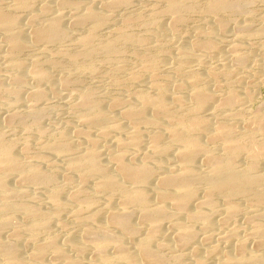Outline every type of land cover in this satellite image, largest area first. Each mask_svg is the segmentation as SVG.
<instances>
[{"label":"bare ground","instance_id":"obj_1","mask_svg":"<svg viewBox=\"0 0 264 264\" xmlns=\"http://www.w3.org/2000/svg\"><path fill=\"white\" fill-rule=\"evenodd\" d=\"M58 1L60 2V4L64 6L70 5L74 9L77 8V6H79V4L77 5V2L76 4L74 3V0H58ZM122 1L123 0H113L111 3L113 5H117L122 3ZM127 1L130 0H126V2ZM227 1L229 0H211L210 2H208L209 3L208 9L206 11L215 16L218 11H221L229 6L230 3H228ZM11 2H13L12 6L24 7L26 5V0H12ZM183 3L184 2L182 0H165V6L163 7L162 11L164 13L174 15V18L176 20H180L182 18L180 16L181 13L179 12H181L180 8ZM234 3L235 6H237L235 0L234 2L232 1V4ZM90 6L89 7L84 6L85 8L82 11H79L78 15L76 14L77 16L75 17L76 19L74 20V23L75 21L79 23L85 21H89V22L93 21L95 23V26H98L99 28V26L102 25L108 19L107 16L108 14L107 15L102 14L101 11L99 12L98 9L95 10V8H92ZM231 6L233 7L234 5ZM183 7L184 5L182 6L181 9H183ZM1 9L2 8H0V33L4 34L5 36L4 40L6 42V45H8V50L6 49V51L8 52V56H6L7 54H5L4 57L7 60L9 59L10 63L8 64H11L13 67L19 70L25 68L24 70L26 73L25 75H23L20 72L21 75L15 76L13 80L15 82L20 83L23 81V78L25 79L24 76L28 74L29 76L34 77L37 82L48 83L50 77L41 70L42 63H40V61H37L39 58H37V60L32 61L31 59L32 56L30 55L31 58L30 57L28 58H30L31 60L28 61L29 63L26 62L27 64H24L25 62L19 61V59H17L14 56V54L15 52H18V50L23 51L24 49L29 48V46L32 43L37 42L38 44V42L40 41L41 42L45 41V45H46V42L52 43L53 41L56 40L58 41L59 38L65 36L66 33L64 32L65 29H63L61 26V21H59L57 17H53V18L49 17L50 19L48 18L49 23L47 26L40 28L39 27L40 25L36 26L34 23L36 27L33 28L31 27L32 28L31 31L30 32L26 31L27 32L26 33L23 30V28L21 29L17 25L16 17H14L10 11L8 10L4 11ZM40 11L42 12V14H47V8L45 6H43ZM34 15L35 14H33V16ZM37 16H40L39 13ZM129 17L130 15L126 18ZM131 18L133 19V17ZM41 20H39V22H41ZM129 21L130 19H128L125 22L128 23ZM217 21H218L217 25L219 28L224 27L222 21L220 20ZM198 32L200 37L198 39L196 38L197 40L194 43L195 46L196 45L197 47L200 46L199 48L202 47L203 49H207L209 51L210 50L216 51L218 49L215 39H213L210 35H208L209 31H207L206 33L200 31ZM128 33L126 34L121 33L120 36L118 37L116 36L115 38H111V39L109 38V40L105 42L102 41V43L99 42L98 44H96L94 32L89 31L83 36L77 37L76 42L74 41L75 43H78L77 45L81 46V49L75 53L72 51V53L70 52L71 54L66 50L69 53L67 54V56L72 62L74 61L75 63H77L76 61L78 59L81 58L80 60H83L90 58L96 52L97 53L106 52L111 54L113 52L117 53L116 51L119 50L117 48L118 45L117 43L120 40L124 42L135 41L131 37L132 35L130 36L128 35ZM254 33L262 34L264 33V29L261 26V28L255 29ZM152 35L153 34H150L149 37H152ZM148 38H147V42H148ZM142 41L144 42V39ZM235 48L236 47L233 46L230 49V51H232V53L234 52V54L238 53L237 50L235 51ZM63 51L64 50H62V52ZM178 51L180 53L178 54L181 57L178 58L177 60L179 66L178 74L184 75V73L185 74L190 73L189 75L191 77L189 82L191 86L190 88L191 91L189 93H191V98H193L194 102L192 105L189 104L190 107L188 108L186 107L185 105L186 103L181 96L180 97L176 96V98L174 99L175 101L174 107H171L169 105L170 103L165 100L167 98L164 97V93L167 92H164L165 89L163 84H156L153 87V89L157 90L156 94L154 93L149 94L148 91L146 92L139 89L132 95V100L127 101V99L125 98L126 99L125 107L124 110H122L123 111L122 114L125 117V123H123L122 126L115 121H112V124L110 123L109 126H106V123L108 121L111 122V120H114L113 118L112 119L110 118V114L101 110L100 107L102 106L90 99L91 97L90 93L84 92L81 93V95L78 94L80 95L79 97L80 99H78L79 102L77 101L76 103L77 105L71 104V107L75 105V108L77 107L76 110H79L78 112L79 114L77 115H79L78 117L82 123L81 128L77 127L73 130L75 132L73 134L77 136V139L75 141H71L69 140L70 138H68V136L66 137L65 135L61 134L58 137H56L55 140H53L52 139L53 134H48L49 136L51 135L52 137L51 139L53 141L42 145V148L43 150H45V152L46 151L53 153L56 152L58 153V155L60 154L62 157H66V160L64 158L65 160L64 167L72 174H74L79 181L78 182L79 185L77 184L78 187L76 186L75 189L73 188V191L69 192L70 194L66 193L65 189L73 183L72 181L73 179H69L65 176L63 182L61 181L59 184H55L57 182L56 181L57 174L55 172L51 170H45V171L41 170L42 167H40L41 168L40 169L39 166L33 164V162L24 161L21 158L22 155L20 154L23 152L30 153L31 151L29 150L30 152H26L27 150L25 147V149L20 150V152L22 151L21 153H17V151L14 150V149L18 150L17 148H14L16 144L14 146L13 145L14 143L12 144L11 141L6 142L7 139H4L5 140L4 141L2 139V136H4L5 134H3L4 132L3 133L0 132V264H45L44 261L46 260V258H48V257L45 258V256L47 255L46 253L47 250H48L47 252L50 251L49 253L51 254V257L61 260L63 264H88V262H83V260H81L80 257L82 254L84 255L85 250H87L88 252L89 251L88 249L94 251V256H95L94 263L96 264H264V259L262 258L261 254L259 252H254L250 250L248 251L245 248V245L241 241L237 245L233 246L235 249L231 248V246H229L228 244L224 245L222 248H219L215 244L213 245L211 244L208 245L207 247H203L204 248L203 250L202 249L200 250L198 249L199 247L197 248L196 244H194V241L197 242L196 240L197 234L195 235L193 226L194 227L196 226L197 228L203 230L204 229L206 230V228H208L209 216L213 214L212 211L215 209V206L218 207V205L212 203V200H214L215 196L222 199L225 208L227 210V214L225 213L226 217L227 215L228 217L232 216L238 211L235 202H233V200H235L233 199V197L236 196H243V197L248 196L247 198L252 202H254V205L256 203L260 205V207L262 206L263 211L261 212V214L263 213L264 215V174H261L262 172L259 173L260 171L259 169L256 168V165L254 163L256 161H252L253 163H249L247 169L242 170L237 165L238 163L236 162L235 159L236 157L234 158V156L237 155L235 153L240 152L242 150L245 151V153H247L249 158H253L256 160L257 159L264 160V120H260L259 116L256 114V117H253L254 118L253 127L251 126L252 128H250L245 134L238 131V128L236 129V127L234 126L236 124L231 126L230 123L228 124L225 123L224 121L223 122L214 121L215 122L214 126H212L210 123L212 129L210 130L209 133L207 132H206L207 134L205 133V137H206L205 139L207 140L209 139V141H213L212 139H214V141L215 139L216 140L221 139L220 142L221 143L220 145H222L221 151L225 152L224 155L225 158H219L215 153L216 151H214L215 149L212 150L210 147H208L207 143H204L207 142V140L203 142L202 141L203 137L200 138L196 135L190 134L191 130L196 129L202 131V129H204V127L209 124L206 118L200 115V113H202V111L200 112V110L201 108L204 107V104L207 101H209L210 99L213 100V98L217 99L218 97L213 95L212 92L211 93L207 92L208 91L207 88L206 91L202 87V84H204L203 83L204 77L202 75H200L198 72L194 73L186 69H183L185 68L183 64H185V61L188 59L187 56H189V51L185 47H181L180 49H178ZM185 57L187 58L186 60ZM240 57H241L240 55L239 58L237 56L238 59H240ZM54 58H53L54 61L49 60L50 61L49 63L51 64L50 66H54L56 64L55 62H57V59L55 61ZM144 58H145V54H144ZM155 59L156 58H154V60ZM238 59H236V61L240 63V60L242 59L240 60ZM183 60L185 61L183 62ZM198 60L199 59H197V61ZM143 62H141V64H143ZM145 62L148 63V61ZM43 65H47V64H43ZM206 70L208 71V74H210L209 77L210 80L213 83L217 84L219 81V80L217 81L218 79L217 75L219 73V65L208 67L206 68ZM157 71L155 70V74H157ZM59 80H60L59 83L61 85L68 86V78L66 77L65 74ZM70 80L74 81L73 79H69V82ZM130 80L137 81L139 80V78L137 74H134L131 75ZM4 85L7 86L3 78L2 79L0 78V90L4 89L5 87ZM69 85H71V83ZM36 89L37 88H35L33 92L29 91L30 94H28L29 95L28 98L29 100L27 101L28 103L33 101L36 102V100L41 101L45 99V94H44L45 92L41 91L40 88L39 90ZM9 94H10L9 95L10 101L8 100L9 102L8 101L7 102L10 104L11 108L21 102L19 101L15 90L11 89ZM239 97H240L239 93L237 94L235 90L228 88L224 96H222V98H219L220 101L219 103L220 105L222 104V106H227L229 108L233 107L234 109V107H237L235 105L237 104L240 105ZM34 102L31 104H35ZM121 102L119 101L120 104ZM116 103H118V101L114 100L113 104ZM119 103L117 105H119ZM174 108H176V111L179 110L182 111V113L184 111L185 113L187 111L191 112L192 116L190 119L187 120L188 122H184L182 118L181 119L176 118L177 121H175L176 119L172 121V115H173L172 111L174 110ZM45 109H40V110L36 109L33 112H29L28 111L29 109H27L28 113L29 114L31 113L30 117L27 118L28 120L29 118H31V124L35 125L36 128L37 125L39 126L42 125V124L40 125L41 122L40 120L44 117L43 115L44 111L42 110ZM16 112L18 113L17 110L15 111V114ZM25 114L27 116V113H24L23 115ZM17 116L19 117V115ZM27 118L26 120L24 119L19 121L22 122L25 125V127H27V124H25ZM7 122L10 123L11 121H7ZM92 125H97V127L99 126L97 132L100 138H104L106 135H108L109 134L108 132L110 130L112 132H115L114 138L112 139V146L115 147V149L113 150L111 149L112 151L106 152L107 150H110L111 147L108 146L109 148L108 149L107 145L106 147L103 146L104 147L103 150L107 153L106 156L108 159L107 161L112 165L109 166L112 167L111 169L108 167V165H110L109 163L108 165H105L102 163V161H100V159L102 160V158L100 159L98 158L99 155L100 157L101 156L103 157L104 154H102V152H100V150L98 151V148H96L97 147L96 144L99 142L97 141V138L95 139L92 136V134L88 129ZM25 127L23 126V128ZM0 129L3 130L2 128ZM42 130H44V128ZM44 131L43 133H41L40 131L38 132L41 133L42 134L41 136L44 137L45 136L43 135L45 134ZM258 133H260L263 136L262 139H256L257 136L256 134ZM65 134L68 135V133ZM43 139L40 140L43 141ZM47 140H44V142ZM162 140H164L165 143L161 144ZM168 142L175 143L177 145V148L176 147L174 148L175 152L173 156L175 158V165L172 166L169 165L170 163L167 164L168 162L162 165V162H160L159 160L160 157H163L168 154V150H169V147L167 145ZM39 144H41V141L39 142ZM24 146L25 143L23 144V148ZM122 147H128L131 149L130 155L128 156L126 154L128 157L122 155L121 152L122 149L120 151V148ZM42 148L39 149L42 150ZM39 149L38 151H40ZM36 153H38L37 155L35 154L36 163L37 161H39L38 163L43 162V158L41 156L42 154H40V152L37 151ZM24 155L25 157L28 156V154L27 155L24 154ZM198 155L203 156L204 161L207 163L208 170L207 171L205 170L206 172L202 171L203 169L201 170L195 166V161L197 159L196 157ZM31 156L32 154L30 155V157ZM220 157H222V155ZM262 160H260L259 162H261ZM43 165L44 164L40 166ZM14 176H17L15 177V180H13ZM16 179H18V181L21 184H27L28 186L30 185L35 188L40 186L44 187L55 184L56 185L55 188L51 191L49 190V192L47 193L48 195L46 196V198H44L46 199V203L44 204L47 205V209L46 208L45 210L42 209L45 207V205L41 208L39 206L40 205L39 203L37 202H36L37 204L34 203L35 201L32 203L19 202L16 204L12 203L11 199H10L11 201H9L10 196H16V195L17 198L18 195H20L19 198L20 200L21 194L23 193L22 191H24L25 188L23 187V185L21 186L23 187V190L21 188L22 191H20V189H15L16 187L13 188V186L17 185L15 184V182L13 183V181H16ZM18 181H16V183ZM123 181L126 182L127 184L126 185L122 184ZM88 183H90V187H88L87 185ZM198 184L203 185L202 186L203 196L202 199L198 201V204L194 205L193 203L194 199L195 198L198 199L197 197L198 195L195 196L197 193L194 191V189ZM50 189H52V187ZM101 192L107 195V203L105 199L106 205L105 207L103 206L104 208L101 211L102 213L98 211L94 212L92 209L90 210L92 212L88 213L90 207L92 206L94 207L95 205V199L97 197L94 198V195L99 193L101 194ZM115 192H118L120 194V201L118 204L119 205L118 208L111 206V204L109 203L110 196ZM199 194L201 195V192ZM17 198L15 197L16 200H18ZM44 199L42 201H44ZM32 200L30 199V201ZM155 201L159 203L155 204ZM69 205H73V207L79 209L80 208L83 209L82 207L89 208L87 209V211H85L84 209V211L87 212L88 214L82 216L81 220L83 221L84 229L82 230L80 235H77L79 234L77 233L75 234L76 236L74 237H71V235L67 238L65 237L63 240L65 245L64 247H61L62 244L60 242L59 243L61 245H59L55 241L54 236H50L49 238H46L45 242L40 241L41 243L36 244L35 247L32 245L34 248L33 249L31 248L32 250L29 249L31 251L30 252L28 251L29 253L27 252V254H25L24 252L17 251L16 241L19 237L20 239L23 238L22 236L24 235V232H22L23 235H21L22 233H19L20 231L23 230L20 229V231L18 232L19 225L17 224V221H14L17 217L15 219H13L14 217L13 218L10 217L9 212L11 210L15 211V213L17 212V214L21 216L22 218L21 221L24 220L26 222V224L25 222L23 223L25 224V227H23L24 231L27 233L33 232L32 235H34V233L37 232L40 233L39 231L41 230L43 231L49 230L48 227L50 226V223H55L53 225L58 224L56 222H59L60 215L63 213V212L61 213V211L64 210ZM167 205L170 206L169 208L173 207L177 211L179 215V218L177 219L179 220L173 221V223L170 222L172 223V227L169 226L171 228V231L168 232L170 233L169 235L160 236V234L162 233V231H160L161 233L159 232V229H161L160 225H163L162 220L164 218L165 221V218L168 216L169 213V212L167 213L166 211V209L168 210V208H166ZM69 208L72 207L69 206ZM133 208L141 209V213L139 216L135 212V214L139 217L138 222L141 223L140 225H138L139 224L138 222L136 225L133 223L134 221H131V218L134 214L131 215L132 212L130 213L131 210L129 211V209H133ZM15 213H11V216L12 214ZM77 213L78 212L74 213L75 214L74 216H78L80 214ZM171 217H173V215ZM171 217L170 218L167 217V218L171 219ZM255 221L256 220H254V222ZM254 222H253V218L249 217L250 228L255 230L254 233L258 232L259 234V240L257 238L258 240L257 246L261 248L264 247V230H260L259 228L260 224L258 225V222H256L257 224ZM3 229H7L8 230L7 232L10 231V233L9 234L6 233V235H4L3 232L5 230L2 232ZM233 230H231L232 235L234 234ZM207 232L210 233V231L208 230ZM158 233L160 234L157 236ZM258 234L256 233V236ZM140 235L142 238L140 237ZM35 236L36 235L32 237H34L35 239ZM203 236H204L203 238H205V235ZM24 239L27 238L24 237ZM24 239H21L22 242ZM36 242L39 243V240L35 241V243ZM25 243L27 244V242ZM187 245H188V249L186 248L185 250L187 252L179 251L180 252L179 254H177L178 252L177 253L175 252L176 254L172 255L174 256L173 257V259L175 260L174 263L172 262L170 263L169 260L165 258L164 253L170 254L171 252L175 251L174 250L175 247H181L182 249V247H185ZM109 249L111 251H109ZM69 251L73 252V254L75 253L74 257L72 255L71 257L69 253L67 255V252ZM89 263L93 264L90 261Z\"/></svg>","mask_w":264,"mask_h":264},{"label":"rangeland","instance_id":"obj_2","mask_svg":"<svg viewBox=\"0 0 264 264\" xmlns=\"http://www.w3.org/2000/svg\"><path fill=\"white\" fill-rule=\"evenodd\" d=\"M11 1L12 0H0V8H2L1 10H4V11H7V10L10 11L11 14L14 17H16L17 25L21 29L23 28V30L25 32L26 31L30 32L33 27H36L39 25H40L39 26L40 28H43V27L48 25L49 19L51 17L52 18L57 17V19H59V21H61V26L63 29H65L64 32H66V33H65V36L59 38L58 41L56 40V41H53L52 43L46 42V45H45V41H42L43 43L40 41V42H38V44L40 46L37 44V42L32 43L29 46V48H26L23 51L18 50V52H15V54H14V56L17 59H19V61H21V62L24 61L25 62L24 64L29 63L28 61H30L31 59L33 61V60H37V58H39L37 61H40V63H42L41 70L46 75H48L50 77L48 83L47 82L46 83L37 82L34 77L29 76L28 74L26 76H24L25 79L23 78V81H22L23 83L22 82H20V83L15 82L13 80L15 76H20L21 74L25 75L26 74L25 70H24L25 68H22L19 70V69L13 67L11 64H8V63H10L9 59L7 60L4 57L5 54H7L6 56H8V52L6 51V49L8 50V45H6V42L4 40V37H5L4 34L0 33V78L1 79L3 78V80L5 81V84H7V86H5V85L4 86L8 87L10 89L9 90L8 88L4 87V89L0 90V128H2L4 130L3 131L0 129V132L1 133L4 132L3 134H5L4 136H2V139L3 140L7 139L6 142L11 141L12 144L14 143L13 144L14 146L16 144V146L14 148H17L18 150H16V149H14V150L17 151V153H21L22 151L20 152V150L25 149V147L27 150V151L25 150L26 152L31 151L30 152L32 154L31 157H30V155H31L30 153L23 152L20 154V155H22L21 158L24 161L33 162V164H36L37 166H39V168L42 167V169L40 168L41 170H44V171L45 170H51V171L55 172L57 174V177H56L57 182L55 184H59L61 181L63 182L65 176L69 179H73L72 180L73 183L70 185L72 188L69 186L70 187V190H69V187H67L65 189L66 193H69L70 191L72 192L73 188L75 189L76 186L78 187V185H79L78 178L64 167L66 157H62L60 154H59L60 155V157H59L58 153H56V152H54V153L49 152V151L45 152V150H43V148H42V145L46 144L48 142L49 143L52 142L53 140H55L56 137H58L61 134L65 135L66 137L68 136V138H70L69 140H71V141H75L77 139V136L75 134H73V133H75L73 130L77 127L81 128L82 123L78 117L79 115H77V114H79L78 113L79 110H76L77 107L75 108V105H73L71 107V104L77 103L78 99H80L79 97H80L81 93L88 92V93H90V96H91L90 99L92 101H95L98 104H100L102 106V107H100V109L103 110L104 112H107L108 114H110V118L114 119V120H111V122L108 121L106 123V126H109L110 123L112 124V121H115L122 126L123 123H125V117L122 114V112H123L122 110H124L126 99H127V101L132 100V95L136 91H138L139 89L146 91V92L148 91L149 94H153V93L156 94L157 90L153 89L154 85L163 84L164 89H165L164 92H167V93H164V97L167 98L165 100L170 103L169 105L171 107H174V104H175L174 99L176 98V96H178V97L181 96L186 103L185 104L186 107L187 108L190 107V105H192L194 102L193 98H191V93H189L191 91V89H190L191 86L189 84L190 79H191V77L189 75L190 73L189 74L187 73L188 75L185 73H184V75L178 74V67L179 66H178L177 60H178V58H181L179 55L180 53H179L178 49H180L181 47H185L189 51V56H187L188 59L185 57V60L186 59L187 60L186 61L183 60V62L185 61V64H183V66L185 68H183V69H186V70L194 72V73L198 72L200 75H202L204 77V82H203L204 84H202V87L205 90L207 88V90H208V91L206 90L207 92H209V93L212 92L213 95L218 97L217 99L213 98V100L210 99L209 101H207L204 104V107L201 108V110H200V112L202 111V113L199 112L200 115H202L204 118H206V120L208 121L209 124L207 126H205L204 129H202V131L196 130V129H195L196 131L191 130L190 134L196 135L200 138L203 137L202 141L204 142L205 140H207V139H205L206 138L205 133L210 132V130L212 129L211 125L214 126L215 122H223L224 121L225 123H228V124L230 123L231 126L236 124V125H234L236 127V129L238 128V131L245 134L250 128L253 127V125H254V122H253L254 118L253 117H256V114L259 116L260 120H264V72H263L264 71V65H263L264 64V33H262V34L254 33V30L257 28H261V26L264 29V0H239V1L235 0L236 3L238 1L237 6H235V3L232 4V1L234 2V0H231V1L229 0L227 2L230 3L231 5H234V6L232 7L229 4V6L226 7L225 9L218 11L215 16L206 11L208 9V4H209L208 2H210L211 0H182L184 2L182 4V6L184 5V7H183V9H181L182 6L180 8L181 12H179V13H181L180 16L182 18L180 20H176L174 18V15H170V14L164 13L162 11L163 7L165 6V0H130L127 2H126V0H123L122 3L117 4V5H113L111 3L113 0H94L95 2L93 0H74L75 4H76V2H77V5L79 4V6H77V8H75V9L73 7H71L70 5L64 6V5L60 4V2L58 0H26V5L24 7L12 6L13 2H11ZM88 5L89 6L91 5L90 7L95 8V10L98 9V11L99 12L101 11L102 14H105V15L108 14L107 15L108 19L106 20L107 22L105 21L102 25L99 26V28H98V26H95V23L93 21H91V22L85 21V22H80V23L75 21V23H77V24H75L74 20L76 19L75 17L79 14V11H82L85 7H89ZM43 6H45L47 8V14H42V12L40 11ZM38 13L40 16H37ZM33 14H35L37 17L35 15L33 16ZM53 15H55V16H53ZM129 15H130V17L126 18ZM131 17H133V19ZM41 18H42V20H41ZM125 19H127V20L130 19V21L128 23H126L125 21H127V20H125ZM39 20H41V22H39ZM217 20L222 21L224 27L219 28L217 25V22H218ZM45 21H46V24H45ZM34 23L36 26L34 25ZM42 24H44V25H42ZM30 25H33V26H30ZM170 25H173V26H170ZM95 30H96V32H95ZM89 31L94 32L96 44H98L99 42L102 43V41L105 42V41L109 40V38L111 39V38H115L116 36L118 37V36H120L121 33L126 34L128 32H130V33H128V35H130V36L132 35L131 37L135 41L124 42V41L120 40L121 42L119 41L117 43L119 45V46L117 45V48L119 49L116 51L117 53L113 52L111 54V53L105 52L106 53L105 54L104 52H98V53L96 52L92 57L87 58V59H83L84 61L80 60L81 59L80 58L76 61L77 63H75L74 61L72 62L68 58L67 54H69L70 52L72 53V51L74 53L78 52V50L81 49V46L77 45L78 43H75L76 38L79 36H83L84 34L88 33ZM198 31L204 32V33L209 31L208 35H210L213 39H215L218 49L216 51L215 50L209 51L207 49H203L202 47L199 48L200 46H198V47H197V45L195 46L194 43L200 37ZM150 34H153L152 35L153 38L149 37ZM154 35H155V37H154ZM64 37H66V38H64ZM147 38H148V42H147ZM143 39H144V42L142 41ZM233 46L236 47L235 51L237 50L238 53L234 54V52L232 53V51H230V49ZM43 47H45V48H43ZM161 49H162V51H161ZM60 50H61V52H60ZM62 50H64L65 52L64 51L62 52ZM50 54L53 58L55 56L57 57V58L56 57L54 58L55 61L57 59V62H55L56 64L54 66H50L51 64L49 62L51 60L54 61L53 58L50 56ZM54 54H57V55H54ZM62 54H64V55H62ZM144 54H145V58H144ZM30 55L32 56V58ZM48 55H49V57H48ZM146 55H148V56H146ZM239 55L241 56L240 59H242V60L238 59ZM114 56H116V57H114ZM237 56H238V58H237ZM28 57H30L31 59ZM45 58H47V59H45ZM154 58H156V59L154 60ZM197 59H199V60L197 61ZM236 59L240 60V63H238V61H236ZM145 61H148V63ZM141 62H143V64H141ZM149 63H151V64H149ZM43 64H47V65H43ZM141 65H142V67H141ZM143 65L144 66L148 65V66L144 67ZM217 65H219V73L217 75V78H218L217 81L218 80L219 81L217 84H215L210 80V78H209L210 74H208V71L206 70V68L212 67V66H217ZM86 67H87V69H86ZM88 68H89V70H88ZM152 68H154V69H152ZM155 70L156 71L158 70L157 74H155ZM71 71H72V74H71ZM206 71H207V73H206ZM228 71H229V74H228ZM20 72H21V74H20ZM67 72H68V75H67ZM133 72H134V74H137V76L139 78V80H137L138 82L130 80L131 75H134ZM149 72H150V74H149ZM64 74L68 78V86H63L59 83L60 82L59 79H61L64 76ZM32 78H34V79H32ZM69 79H73L74 81L70 80V82H69ZM26 81H27V83H26ZM70 83L72 86L69 85ZM76 83H77V85H76ZM74 85H76V86H74ZM178 86H180V87H178ZM35 88H37L38 90L40 88L41 91L45 92L44 93L45 99H43L41 101L36 100V102L33 101L35 104H31L33 102L28 103L27 102L29 100L28 94H30L29 91L33 92L35 90ZM228 88L235 90L237 92V94L239 93V96H240L239 97L240 105L239 104L235 105L237 107H234V109H233V107L229 108L227 106H222V104L220 105V103H219L220 102L219 98H222V96H224V94L227 92ZM11 89L16 91L19 101L23 102V103L20 102L19 104L13 106L12 108L10 107V104L8 103L10 101V96H9L10 94L9 93H10ZM72 91H73V93H72ZM78 94H80V95H78ZM23 97H24V99H23ZM113 99L118 101V103H119V101L120 102L122 101V102H121V104L119 103V105H117L118 103L113 104V102H114ZM73 102H75V103H73ZM5 105H7V106H5ZM30 106H32V107H30ZM105 106H106V108H105ZM73 107H74V109H73ZM9 108H11V109H9ZM33 108H35V109H33ZM39 108L40 109L46 108V109L42 110V111H44L43 112L44 117L42 116L43 118L40 120L41 121L40 125L41 124L42 125L41 126L37 125V128H36L35 125L31 124V118H29V120H28L27 117H30V115H31V113L29 114L28 111L33 112L36 109L40 110ZM27 109H29V110L27 111ZM11 110L12 111L17 110L19 114L17 112L15 114V111L12 112ZM22 113L23 114L27 113V116H26V114L23 115ZM9 114L10 115L12 114V115L10 116ZM172 114H173L172 115V121H174L176 118L177 119L182 118V120L184 122H188L187 120L190 119L192 116L191 112L187 111L185 113V111H184L182 113V111H180V110L176 111V108H174V110L172 111ZM17 115H19V117ZM184 117L186 118V120ZM26 118L28 121V122L26 121V123H25V124H27V127H25V125L22 122H19L20 120H24V119L26 120ZM177 119L175 121H177ZM7 121H11L12 123L11 122L9 123ZM210 123H211V125H210ZM22 125L25 128H23ZM43 128L45 131L42 130ZM88 129H89L90 133L92 134V136L95 139L97 138V141L99 142L96 144V146H97L96 148H98V151L100 150V152H102V154H104L103 155L104 159L102 156L100 157V155L98 156V158L99 159L102 158V160L100 159V161H102L103 164L108 165L109 162L107 161L108 159L106 157L107 156L106 152H109V151H112L113 149H115V147L112 146V139L114 138L115 132H112L110 130L108 132L109 136L106 135L105 136L106 138L105 137L100 138L98 136V132H97L99 129V126L97 127V125H92ZM38 131H40L41 133H43V131H44L45 134H43V135H45V136L44 137L41 136L42 134L39 133ZM193 131H195V132H193ZM65 133H68V135ZM48 134H53L52 135L53 138L51 137V135L49 136ZM256 135H257L256 139H262V137H263L260 133H258ZM42 137L45 139H43ZM47 137H49V138H47ZM40 139H43V141ZM44 140H47V141L44 142ZM212 140L213 141H209V139H208L207 142H204V143H207L208 147H210L212 150L215 149L214 151H216L215 153L219 158H225L224 157L225 152L221 151L222 150L221 149L222 145H220L221 139H217V140L215 139V141H214V139H212ZM25 141L28 143H26ZM40 141H41V144H39ZM162 141H161V144L165 143L164 140H162ZM24 143H25V146L23 148ZM174 144L175 143H170V142L167 143V145L169 147L168 154H170V155L167 154V155L159 158L160 162H162V165L167 163V162H168L167 164L170 163L169 165H171V166L175 165V158L173 156H174V152H175L174 148L175 147L177 148V145L176 144L174 145ZM106 145H107V148H108V146H110L111 148H110V150H107L105 152L103 150V148H104L103 146L106 147ZM27 146H29V147H27ZM39 148H42V150H40ZM38 149L40 151H38ZM121 149H122V151H121ZM36 151L40 152V154H42L41 156L43 158V162L38 163L39 161H37V163H36L35 154L36 155L38 154V153H36ZM120 151L122 152V155H125L126 157H128L131 153V149L128 147H122V148H120ZM244 153H245V151H242V150L240 152L235 153L237 155L234 156V158L236 157L235 159H236V162L238 163L237 165L239 166V168L242 170L247 169L249 163H253L252 161H256L254 163L256 165V168L259 169V171H260V172L259 171L258 172L259 173L262 172L261 174H264V160L257 159L258 160L257 161L256 159L249 158L247 153H245V154ZM24 154H26V155L28 154V156L25 157ZM221 155H222V157H220ZM64 158H65V160H64ZM196 158L197 159L195 161V166L201 170L203 169L202 171H205V170L207 171L208 170L207 163L204 161L203 156L198 155ZM260 160H262V161L259 162ZM42 164H44L43 165L44 167L40 166ZM109 166H112V165L110 164V165H108V167ZM109 168L111 169L112 167H109ZM15 177H17V176H14L13 180H15ZM18 179H16V181H18ZM58 180H59V182H58ZM16 181H13V183L15 182V184H17V185L13 184V185H15V186H13V188L16 187L15 189H20V191H22L23 187H25L24 191H22L24 193V196L22 193L20 200H19L20 195H18V198H17V195L16 196H10L9 201L12 200L11 202L15 203V204L19 203V202L32 203L35 201L34 203L35 204L39 203L40 204L39 206L41 208L45 205V207L42 209H44V210H45V208L47 209V205L44 204V203H46V199H44V198H46V196L48 195L47 193L49 192V190L51 191L55 188V186H56L55 184L44 186V187L40 186V187L35 188V187L30 186V185L28 186L27 184H21L19 181L16 183ZM74 181H75V183H74ZM18 184H19V186H18ZM122 184L126 185L127 183L123 181ZM22 185H23V187H21ZM87 185H88V187H90V183H88ZM198 185H200V184H198ZM198 185L194 189V191L197 193V194L195 193L196 194L195 196L198 195L197 196L198 199L200 197L201 198L199 200L197 198H195L197 200L194 199V201H193L194 205H197L198 201H200L202 199V196H203V187H202L203 185L202 184L200 186H198ZM50 186L52 187V189H50L51 188ZM21 188H22V190H21ZM44 188H45V190H44ZM200 192H201V195L199 194ZM117 193L118 192H115L110 196L109 203L111 204V206L118 208V206H119L118 204L120 201V194L119 193L117 194ZM15 197L18 200H16ZM26 197H27V199H26ZM236 197H233V199H235V200H233V202H235V204L238 208V211L229 217H228V215H227V217L225 215V213L227 214V210L225 208V205H224L222 199H220L219 197H216V196L214 197V200H212V203L218 205V207L215 206V209L212 211L213 214L211 213L212 215L209 216L208 228H206V230L205 229L203 230V229L197 228L196 226L195 227L193 226L194 231H195V235L197 234V237L195 236L197 242L194 241V244H196V247L197 248L199 247L198 249H200V250L201 249L203 250L204 249L203 247H207L208 245H211V244L212 245L215 244L219 248H222L224 245L228 244L229 246H231V248L235 249L233 246L237 245L241 241L245 245V248L248 251L250 250V251H254V252H259L261 254L262 258L264 259V247L260 248L257 246V241L259 240V234H258V232H256L258 234L256 236V233H254L255 230L251 229L250 224H249V217H251V218H253V222H254V220H256L254 223L258 222V225L260 224L259 225L260 230H264V215H263V213L261 214V212L263 211V208H262V206L260 207V205H258L256 203L254 205V202H252L251 200H249L247 198L248 196H244V197L243 196H236ZM23 198H25V199H23ZM94 198H96L95 199V205H94V207L93 206L90 207V209L82 207L83 209L80 208L81 209L80 210L79 208L73 207V205H69L72 208H74L75 209L74 210L72 208H69V206H67L69 209L66 207L64 209L65 212H64V210H62L61 213L63 212L62 213L63 215L62 214L61 215L63 217L60 215L59 222H56L58 224L60 223L59 224L60 226L58 224L53 225L55 223H50V226L48 227L49 230H44V231L41 230L42 232L39 231L40 233H38L37 231H36L37 233H34V235H36L35 239H34V237H32V236H34V235H32L33 232L27 233L24 231L23 227H25L26 222L24 220L21 221V219H22L21 216L19 214H17V212L15 213V211L11 210L9 212L10 214L9 213L8 214L10 215V217H12V218L14 217L13 219H15L16 217H17L16 219H18L20 216V218L18 220L15 219L14 221H17V224L19 225L18 232L20 231V229L23 231H20L19 233L24 232V235H23V233L21 234V235H23L22 236L23 238H21V239H24V237L27 238V239H24L22 242V240L20 239V237L18 235L19 238L16 241L17 251L18 252H24L25 254H27V252L28 251L30 252L36 246V244H40L43 241L45 242L46 238H49L50 236H54L55 241L59 245L62 244L61 247H64L65 245H64L63 240L65 237L67 238L70 235H71V237H74V236H76L75 234H77V233H79L77 235H80L82 230L84 229L83 221L81 220L82 216L92 212V211H90L91 209L94 212H97V211L101 212L103 210V208L105 207V205H106L105 199H106V203H107V195L106 194L101 192V194L100 193L95 194ZM30 199L31 200L35 199V200L30 201ZM43 199H44V201H42ZM116 201H118V202H116ZM42 202H43V204H42ZM158 203L159 202L155 201V204H158ZM169 207H170L169 205L166 206V208H168V210L166 209V211H167V213L169 212L167 217L170 218L173 215L174 218L171 217V219H169L166 217L165 221L163 218V220H162L163 225H160L161 229H159V232L162 231V233L161 232H160L161 234L158 233L157 236L159 234H160V236L161 235H165V236L169 235L170 233H168V232L171 231L170 227H172L173 221L179 220V219H177V218H179L177 211L173 207H171V208H169ZM95 208H96V210H95ZM84 209H85V211H87V209H89L88 210L89 212L88 213L85 212ZM71 210H72V212H71ZM73 210L80 213V214L78 216H74L75 215L74 213H76V212H74ZM81 211H82V213H81ZM129 211H130V213L132 212L131 215L134 214L133 216H135V217L132 216L133 219L131 218V221H134L133 223L137 225V222L139 221L138 216L141 213V209L133 208V209H129ZM135 212L138 216L135 214ZM11 213H15V214H12V216H11ZM169 215H171V216H169ZM79 216H81V217H79ZM136 216H137V219H136ZM170 220H172V221H170ZM24 222H25V224H23ZM81 222H82V224H81ZM170 222H172V223H170ZM138 223H139L138 225L141 224L140 222H138ZM233 226L235 227V229ZM162 228H163V230H162ZM78 230H79V232H78ZM207 230L210 231V233L207 232ZM231 230L234 231L233 235L231 233ZM7 231H8L7 229L2 230L4 235H6V233H8V234L10 233V231L9 232H7ZM25 234L26 235L28 234V235L26 236ZM37 234H39V235H37ZM203 235H205L206 239L203 238L204 237ZM37 236H38V238H37ZM142 236H144V235H142ZM140 237H141V235H140ZM257 238H258V240H257ZM28 239H29V241L31 239V241L29 242ZM38 240H39V243L38 242L35 243V241H38ZM24 241L27 242V244ZM186 248L188 249V245L185 247H182V249H181V247H175L174 248L175 251L171 252L170 254L164 253L165 258L168 259L170 263L171 262L174 263L175 260L173 259L174 256H172V255L176 254L177 252H178L177 254H179L180 252H187V251H185ZM29 249H31V250H29ZM183 249H184V251H183ZM88 250H89L88 252H87V250H85L84 255L82 254L80 256L81 260H83V262H88V264H91V263H89V261L92 262L93 264H96V263H94L95 262L94 251H92L91 249H88ZM47 251H46L47 255L45 256V258L46 257H48V258H46V260L44 261L45 264H48V263L51 264L52 262L54 264H63L61 262V260H58L56 258L51 257V254L49 253L50 251L49 252H47ZM109 251H111V250L109 249ZM68 253L70 256L72 255L73 257L75 255V253L73 254V252H70V251L67 252V255H68ZM55 259H56V261H55ZM46 261H48V262H46Z\"/></svg>","mask_w":264,"mask_h":264}]
</instances>
